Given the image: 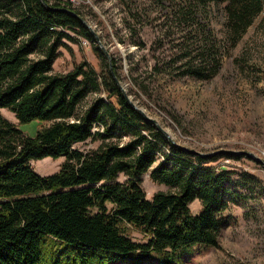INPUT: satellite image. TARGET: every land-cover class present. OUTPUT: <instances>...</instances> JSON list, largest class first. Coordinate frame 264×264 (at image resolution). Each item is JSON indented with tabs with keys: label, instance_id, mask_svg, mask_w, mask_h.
Instances as JSON below:
<instances>
[{
	"label": "trees",
	"instance_id": "16d2710c",
	"mask_svg": "<svg viewBox=\"0 0 264 264\" xmlns=\"http://www.w3.org/2000/svg\"><path fill=\"white\" fill-rule=\"evenodd\" d=\"M119 1L135 36L130 23L138 14L129 0ZM214 1L223 4L231 46L264 9V0ZM51 8L82 18L70 0H0V109L19 123L46 122L29 136L0 112V264H181L196 244L218 246L228 224L221 212L257 177L242 171L234 177L208 164L238 155L199 156L171 143L127 100L116 61L98 46L100 71L81 61L54 72L63 40H74L70 32L92 43L94 36L79 17ZM176 11L177 24L193 20L190 7ZM192 38L177 47L172 62L183 61V75L209 79L221 46L209 35L199 45ZM86 140L98 143L74 146ZM47 156L64 160L57 171L40 175L30 160ZM147 171L168 190L147 198ZM194 200L200 202L196 213L189 206ZM126 228L146 240H133Z\"/></svg>",
	"mask_w": 264,
	"mask_h": 264
},
{
	"label": "rangeland",
	"instance_id": "374dc122",
	"mask_svg": "<svg viewBox=\"0 0 264 264\" xmlns=\"http://www.w3.org/2000/svg\"><path fill=\"white\" fill-rule=\"evenodd\" d=\"M70 1L99 42L95 37L92 43L70 32L74 40H63L54 72L69 71L81 61L100 71L93 45L101 49L102 44L116 61L118 85L169 132L175 143L199 151V156L238 155L222 156L208 164L222 165L235 172L234 177L240 171L257 177L248 190H238L240 198L230 201L221 212L228 224L218 235V246L196 244L186 250L181 264H264V9L231 46L223 4L214 0H129L132 11L138 14L130 23L136 27L135 36L128 31L127 6L119 0ZM177 6L190 7L193 20L188 24L174 22ZM206 35L221 46L217 72L202 80L181 74L183 61L172 62L177 47L189 36L199 45ZM0 112L29 136L46 124L38 119L19 123L8 109ZM97 143L86 140L74 146L87 149ZM63 160L62 156H47L30 160V165L38 174L47 175L57 171ZM142 187L147 198L168 190L166 185L153 182L149 171L142 175ZM189 206L196 213L200 202L194 200ZM126 233L135 241L146 240L135 229L126 228Z\"/></svg>",
	"mask_w": 264,
	"mask_h": 264
},
{
	"label": "water",
	"instance_id": "95a60500",
	"mask_svg": "<svg viewBox=\"0 0 264 264\" xmlns=\"http://www.w3.org/2000/svg\"><path fill=\"white\" fill-rule=\"evenodd\" d=\"M51 9H55V10H57V9H59V10H65V11H67V12H69L70 14H72V15H74V16H76V17H79V20L81 21V23L83 24V25H85L87 28L89 27L87 24H86V22H85V20L83 19V18H81L79 15H77L74 11H71V10H69V9H67V8H51ZM89 30H90V32L92 33V35L96 38V40L99 42V39H98V37H97V35L95 34V32L94 31H92L90 28H88ZM100 47H101V49L104 51V53H105V55H106V57L108 58V59H111L110 57H109V54H108V52L104 49V46L101 44L100 45ZM110 65H111V63H110ZM117 83H118V80H117ZM120 89L122 90V92L124 93V95H125V97L127 98V100L131 103V105L135 108V109H137L143 116H144V118L146 119V120H149L150 122H152L159 130H161L170 140H171V142H173L174 144H176V145H178L182 150H184V151H186V152H189V153H191V154H202V153H200L199 151H195V150H193V149H189V148H187V147H184V146H181V145H179V144H177V143H175L172 139H171V137H170V135H169V133L167 132V130H165L156 120H154V119H152V118H150V117H148L146 114H145V112L140 108V107H138L137 105H135V103L134 102H132L130 99H129V97H128V95H126V93H125V91L121 88V86H120ZM233 153H236V152H233ZM232 154V153H231ZM248 155H250V153H248Z\"/></svg>",
	"mask_w": 264,
	"mask_h": 264
},
{
	"label": "bare ground",
	"instance_id": "6f19581e",
	"mask_svg": "<svg viewBox=\"0 0 264 264\" xmlns=\"http://www.w3.org/2000/svg\"><path fill=\"white\" fill-rule=\"evenodd\" d=\"M168 132V131H167ZM169 133V132H168ZM170 135V134H169Z\"/></svg>",
	"mask_w": 264,
	"mask_h": 264
}]
</instances>
